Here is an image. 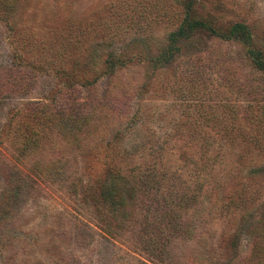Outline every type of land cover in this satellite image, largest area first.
Masks as SVG:
<instances>
[{
    "label": "rangeland",
    "instance_id": "1",
    "mask_svg": "<svg viewBox=\"0 0 264 264\" xmlns=\"http://www.w3.org/2000/svg\"><path fill=\"white\" fill-rule=\"evenodd\" d=\"M12 5L0 6V198L13 195L0 206L16 203L0 264H264V68L249 57L264 63V0ZM24 122L51 153L36 178ZM108 186L120 204L100 197Z\"/></svg>",
    "mask_w": 264,
    "mask_h": 264
},
{
    "label": "trees",
    "instance_id": "2",
    "mask_svg": "<svg viewBox=\"0 0 264 264\" xmlns=\"http://www.w3.org/2000/svg\"><path fill=\"white\" fill-rule=\"evenodd\" d=\"M13 2H15V0H0V6L4 7L6 10H10V7L13 6L12 5ZM194 25L198 28L199 32L202 33V32L206 31V27L207 26L205 24L196 23ZM245 29L246 28L243 25H236V26H234L231 29V33L238 32V31L242 32L244 35H246V42L250 43L249 33ZM182 32H183V30H181V32H179V33H182ZM211 33H214V32H211ZM249 57H250L253 65L256 68H258V69L264 68V63L260 60L259 54L257 52L256 53H251L250 52L249 53ZM42 111L43 110H40V109L36 110V112H34L33 115L36 116V117H40L43 120H46L48 122V125H49V122H51L53 119H55L56 116H54L51 113L42 114ZM19 115H20V112H17L13 116H19ZM67 119L71 123L75 122L80 127H84L85 125H89V122H91V120L94 121L93 118L90 115L81 117L80 114H78V113H75L74 115L70 114V116ZM23 124H24L26 130H28L29 132H28V134L25 135L26 140H25L24 144L22 143V145H21V152H23L22 154L25 153V157L26 158L30 157L29 159H31V160H29V165H28L29 169L28 168L26 169L27 174H25V175H26V177H29L30 175H33L36 178L38 175H41L40 172L42 173V171H44L43 169H45L46 164L49 163V162L47 163L48 160H46V158H47L46 155H49L51 153H43L44 150L40 147L39 142H37V140L34 139L36 137V133L31 129V127H29V125H27V123L24 122ZM55 127H56L55 124L50 125V127L48 129V132L50 134L52 133V134L56 135V137L58 135L59 138H63L64 134L56 133L54 131ZM50 134H49V136L53 140V136H51ZM21 137L23 138L24 136L21 134ZM76 138H77V134H73V135H69V139L68 140H73V139H76ZM55 146H56V143H55ZM52 148H53L52 151H51V149H48L45 152L55 153L56 151H54V147H52ZM71 150H74V148L72 147ZM58 167H60L59 166V162L55 163L54 168H53L54 173H56L55 175H59L60 174L59 171H58ZM43 173H45L44 175L48 176V178L52 177L50 175L52 172H50V174H48V172H46V171L43 172ZM115 176L116 177L120 176V178L124 179L123 175L121 176V175L115 174ZM13 187L16 189V192H17V190H19L21 188V184L20 183L15 184V186H12V188ZM108 187H109L108 190L101 192L100 197L102 196L106 201H109L110 203L112 202V204H120L121 203L120 199H121L122 193H118V192L112 191L111 189H112L113 186H108ZM131 190H132L133 195H134L135 194L134 188H131ZM12 193H13V190L7 191V193L5 192L3 194V196L0 198V204H1L2 200H3V198H7V197L12 196L13 195ZM133 197H135V196H133ZM14 203H16V200L13 201V203L10 206V208L6 207V204L0 206V218L3 217L5 214H8L10 209L13 207Z\"/></svg>",
    "mask_w": 264,
    "mask_h": 264
}]
</instances>
